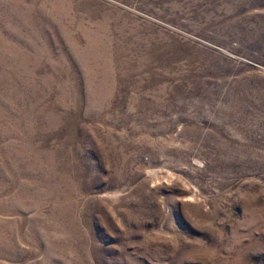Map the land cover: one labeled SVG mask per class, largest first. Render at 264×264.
<instances>
[{
  "label": "rangeland",
  "instance_id": "rangeland-1",
  "mask_svg": "<svg viewBox=\"0 0 264 264\" xmlns=\"http://www.w3.org/2000/svg\"><path fill=\"white\" fill-rule=\"evenodd\" d=\"M0 264H264V0H0Z\"/></svg>",
  "mask_w": 264,
  "mask_h": 264
}]
</instances>
